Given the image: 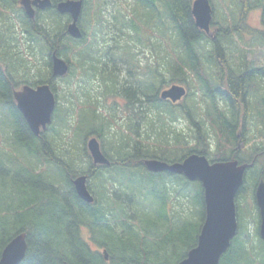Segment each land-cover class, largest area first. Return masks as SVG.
Returning a JSON list of instances; mask_svg holds the SVG:
<instances>
[{
  "label": "trees",
  "instance_id": "1",
  "mask_svg": "<svg viewBox=\"0 0 264 264\" xmlns=\"http://www.w3.org/2000/svg\"><path fill=\"white\" fill-rule=\"evenodd\" d=\"M192 1L104 0L105 5L116 2L110 16L123 37L131 43L130 47L120 46L121 53L117 56L130 63L128 69L134 75L138 73L134 76L135 82L148 84L150 117L142 119L139 115L135 95L141 97L146 93L138 89L123 92L129 95L132 107L128 106V109L131 108L133 114L125 113L127 122L124 126L114 120V115L103 117L100 106L106 95L114 98V91L100 92V95L98 91L99 100L87 99L84 106H77L79 113L89 112L90 120L85 123L91 126L81 139L82 157L71 150L69 158L61 151L65 143L60 141L69 140L72 148L77 136L78 130L71 126L73 115L77 119L75 110L69 106L63 116V125L53 120L41 132L40 138H36L14 106L12 93L19 82H15L12 88L11 81L0 70V102L13 116L10 128L5 130L7 125L0 129V254L9 241L24 233L27 248L20 264H178L197 244L205 218L203 188L198 181L189 182L182 175L149 172L143 162L154 159L173 164L197 154L204 155L209 162L236 160L248 165L244 184L235 198L238 232L219 264H264V243L258 234L254 195L251 196V208L240 204L244 190L254 194L256 185L264 181V163L259 167V159L264 157V109L261 110L259 105L264 106V67L251 63L245 64L246 67L243 64L241 71L240 67L232 68L226 63L223 46V43L229 46L234 43L230 40L232 34L264 35L247 24L248 15L261 9L264 25V0H230L233 9L238 5V10L235 9L236 17L229 27H224L223 17L217 19L212 5L211 29L220 30V33L218 39L208 40L212 48L206 54H202L201 47L208 42L207 37L194 26ZM5 2L11 3L9 8L15 9L17 0ZM108 9L106 7L107 16ZM15 14L23 33H26L24 42L28 45V58L34 56L30 38L35 36L36 63L32 61V68H29V62L27 64L19 55L15 31L8 19L1 21L5 29L0 40L5 42V49L0 51V63L5 62L8 74L12 71L21 79H30L36 70V77L25 80V84H48L56 94L48 51L51 29L54 28L56 38L61 34L57 30L61 29L59 21L54 18L53 24L47 23V11H39L32 23L27 22L21 11ZM101 20L103 18L97 16L94 25L102 26ZM84 40L70 38V54L59 51L57 55L71 62L70 76H74L72 66L80 67L79 84L85 88L91 82L96 85L99 75L104 74L102 70L99 72L101 50L97 40H85L86 48L83 49L80 45ZM246 42L245 45H253L251 41ZM149 46L155 47L154 62L150 61L144 72H138L137 57L130 53V49L142 50ZM246 52L245 49L239 54L240 60ZM68 55H76L79 59L73 63ZM173 84L185 86L188 90L186 101L180 106L160 101L157 97L162 86ZM192 86L195 91H191ZM252 94L256 99H251ZM135 105L137 111L133 109ZM251 106H259L262 111L257 122L249 120L254 109H250ZM175 107H180L179 112L193 126L191 132L195 135H190L188 140L173 128L178 120ZM151 109L158 112L154 119ZM112 126H117L114 136L107 131ZM140 129L143 141L139 140L142 136ZM245 130L254 132V135L251 147L242 156L239 151L246 144ZM209 131L216 140L213 151L209 149ZM90 137L97 138L110 166L91 164L86 151V141ZM189 140H195V144L189 146ZM53 168L62 170V179L52 172ZM116 174L122 182H115ZM78 175H86L89 179L87 188L94 198L91 204L80 200L74 191L72 180ZM245 210L253 215V235L244 232Z\"/></svg>",
  "mask_w": 264,
  "mask_h": 264
},
{
  "label": "water",
  "instance_id": "2",
  "mask_svg": "<svg viewBox=\"0 0 264 264\" xmlns=\"http://www.w3.org/2000/svg\"><path fill=\"white\" fill-rule=\"evenodd\" d=\"M20 5L27 17L34 19L35 9L43 10L51 6L50 0H21ZM82 2L65 1L57 6L60 13L70 14L72 22L67 27V33L80 39L82 34L77 27ZM191 13L195 26L208 32L212 10L209 0H194ZM51 75L62 77L68 70V65L52 56ZM185 95L182 86L173 85L160 93L161 100L173 103ZM16 109L21 113L30 131L38 136L51 123L55 110L56 99L48 84L36 88L24 87L22 91L13 94ZM87 150L94 165H108L109 161L101 153L99 143L95 138L87 142ZM145 168L152 173L169 172L183 175L189 181H198L203 188L205 218L198 235L197 244L188 251L186 257L178 264H219L221 256L230 247L236 236L238 223L236 217L235 198L244 182L246 164L239 165L237 161H220L210 163L204 155L192 154L181 162L167 164L162 161L148 159L144 161ZM73 188L80 200L92 203L93 197L87 190L86 176L72 180ZM255 203L259 212L258 234L264 242V181H260L254 192ZM26 235L20 233L3 248L0 254V264H20L26 252ZM105 259H107L106 253Z\"/></svg>",
  "mask_w": 264,
  "mask_h": 264
},
{
  "label": "rangeland",
  "instance_id": "3",
  "mask_svg": "<svg viewBox=\"0 0 264 264\" xmlns=\"http://www.w3.org/2000/svg\"><path fill=\"white\" fill-rule=\"evenodd\" d=\"M209 1L211 4V7H212V5H214L215 12L217 15V19L221 20V17H223L225 24L222 22L221 23L224 24V27H229L236 17L235 9L238 10V5H236L235 8L233 9V7H232L233 2H230V0H209ZM115 3L116 2H113V3H109L107 5L102 6L103 17H104V19L102 21V26L94 25L96 22L97 16L95 15L94 17L90 18L89 14L90 13L94 14L95 8L94 7L88 8L86 11V17H85V21L83 23V28L87 32V35H88L87 38H89V40H97L99 50L104 51V50H108L110 48V49L115 51V54H120L121 53L120 46L126 45L127 47H130L131 43H130V40H127L126 38L123 37L122 32H120V30H118L116 23L113 21L112 17L110 16V12H111V10L113 11V9H114L113 6L115 5ZM128 3L131 4V2H128ZM123 6L125 7V3ZM106 7L109 8L108 9L109 10L108 16L105 15ZM191 7H192V4H191ZM261 11H262L261 9L256 10V11L251 12L248 15L247 24L250 27H252L254 29H255V27L259 28L260 20H261V14H262ZM12 14L13 13H9V21H10L9 25L12 27V29L14 31L17 32L18 24H17V21L12 20L13 19ZM42 19H46V17H43ZM218 20H217V23L219 22ZM139 25L142 26V24H139ZM220 26L222 27L221 24H220ZM4 29L5 28L3 27V25H1L0 34L2 36L4 35ZM258 30L263 31L264 29L261 26ZM14 36L17 39V35L14 34ZM261 38H264L263 34L260 36H257L255 34L252 36L247 35V34H243L241 36H237V35L233 36V34H232L230 40L232 42L234 41V43H231L230 46L225 45L223 43L225 53H226L225 54V56H226L225 60H226L227 65L230 64V66L234 69L240 67V69H239L240 71L243 69L242 68L243 64L245 66V64L249 65L252 63L256 67L257 66L264 67V45L262 44L264 42V39H261ZM208 40H211V39L209 37H207V41ZM246 41H251V43L253 45H245V44H247ZM259 43H261L260 46H259ZM240 45H243V48L245 47V49L248 51V52H246L245 57H243V60L239 59L240 58L239 54H241V52L244 50L242 47H240ZM17 46L19 48V55L23 56V58L27 61V64L29 62V68H32V59L28 58V52H27V46L28 45H27V43L24 42L23 37H22V41ZM154 48H155L154 46H149L146 48H142V50H140L138 48L130 49V53H133V55L137 57L136 64L141 63V66H140L141 69L140 70L142 72L145 71V68H146L145 66L151 63L150 61L154 62V59H155ZM211 48H212V43L210 41H208L206 44H203L201 47V50H203L202 54H206V52L210 51ZM4 49H5V42L0 40V50H4ZM68 56L70 58H72L73 63H76V61L79 59L78 57H76V55H68ZM118 61H121V60L118 59ZM207 65L208 64H206V67H207ZM118 66H119V62H118ZM0 70L2 71L4 76L7 77L11 81L12 88H13L15 82H19L18 87H15L13 89V91L19 90V87L22 86L21 83H23L25 80L29 81V80L33 79V78L29 79L28 77L21 79V76H16L12 71L10 72L11 74H8V69H7V65L5 64V62L0 63ZM72 72L74 73V76H69V77L65 78L64 80H61L62 78H58V79L54 80L55 84H56L55 88H56V92H57V108H56L57 112H55L53 115L54 116V118H53L54 122L58 123V124H62V125L65 123V118L63 116H64V113L69 111V106L75 110V117H77V119H75L74 115H73V121H72V125H71L73 128L78 130L77 136L74 138V142L72 143L73 147L71 148V142L69 140L60 141V143H62V142L65 143V146L61 147L62 153H67V156L69 158L71 157V150L73 152L76 151L75 154L82 157V153H84V150H83V148H80V147H82L81 139L84 136V134L91 127L88 123H85L86 120L87 121L90 120V116H88L89 112L79 113L80 109H78L79 107H77V106H81V105L84 106V103L87 99H90L92 101H93V99H95V100L99 99L98 98V90H97L95 84H92V82H91V84L85 86V88H84L83 84H79V82L81 80V74H82L80 67H78V66L76 67L74 65ZM19 73L21 74L22 71H20ZM33 75H36V70L33 71L31 76H33ZM37 75H38V72H37ZM50 75H51V73H50ZM162 88L164 89V88H166V86H162ZM191 91H195V86H192ZM70 93H71V97H70ZM259 94H261V92H258V95ZM110 98H111V96H110ZM190 98L191 97H188V99H190ZM251 99H253V100L256 99V98H253V94L251 95ZM13 102L15 103V101H13ZM103 103L104 104H102V106H100L102 108L100 110L102 116L107 115L108 117H111L114 115V120L118 124H120V125L122 124V126H124L125 123L127 122V120L124 117V115L120 113L119 107L115 103V100L114 99H111V100L108 99L105 102L103 101ZM187 103L189 104L188 100H187ZM259 105H260L261 110H263L264 109L263 104L259 103ZM14 106L16 109L15 104H14ZM250 109H253V110L250 112L249 120L257 122L258 116H259V114H261L262 111L259 109V106L257 108H256V106L255 107L251 106ZM59 110L61 111L60 113H59ZM151 110H152V113H151L152 119H154L155 116L158 115V112L155 109H151ZM11 114L12 113L7 109V107L0 102V129H4L5 126H7V125H8V127L5 128V130H8L10 128V121L13 119V116ZM80 116H82V117H80ZM149 117H150V114L148 116V119H149ZM53 120H52V123H53ZM77 121H78V123H77ZM168 121H169V118H167V122ZM1 124H3L4 126L3 125L1 126ZM141 124H143V122ZM173 128L176 130V132H182L184 134V138L187 140H188V137L190 135H195V133L191 132V130L193 129V126L185 118H183L180 114H178V120L174 123ZM115 130H117V126H112L111 130L110 131L107 130V131H108V134L110 136H114ZM249 130H252V129H249ZM140 132H141L143 137L141 136L139 140L143 141L144 135H143L142 129H140ZM208 133H209L208 134V136H209L208 143L210 146L209 149H210V151H213L215 149L216 140H215L214 135L211 131H209ZM253 135H254V132H251L248 130L247 131L245 130L243 132V136H244V139L246 141V144H243L242 149L239 151L242 153V156H243V154H246L249 147H251V144H252L251 137ZM131 137L133 138V140L134 139L136 140L134 135H132ZM189 141H190L189 146H192L193 144H195V140H189ZM87 156H89L88 152H87ZM259 160H261V161H259V165H260L259 167H262L263 166L262 164L264 163V157H261ZM87 161H88V159H87ZM83 165L85 166V161L83 162ZM87 167H88V164H87ZM52 172L56 173L57 177L59 179H62V176H61L62 170L61 169L53 168ZM51 178H54V175H52ZM120 179H121V177L116 174V181L115 182L118 183L119 181H121ZM88 181H89V179L87 180V182ZM94 187L96 188V186H94ZM94 191H95V189H94ZM95 194H96V192H95ZM252 195H254V194L251 193L249 190H244V194H243L244 199L242 198L240 200L241 206H243V207L246 206L248 208L250 206V208H251V196ZM236 215H237V211H236ZM240 218H241V216H240ZM257 218L259 220L258 211H257ZM251 219H253V215L250 214L247 210H245V219L244 220H245L246 225L244 228V232L245 233L248 232V233H251L253 235L254 225H253ZM237 221H239L238 217H237ZM241 225L244 226L243 221L241 222Z\"/></svg>",
  "mask_w": 264,
  "mask_h": 264
},
{
  "label": "flooded vegetation",
  "instance_id": "4",
  "mask_svg": "<svg viewBox=\"0 0 264 264\" xmlns=\"http://www.w3.org/2000/svg\"><path fill=\"white\" fill-rule=\"evenodd\" d=\"M5 1L11 2V0H0V27H1V21L6 20V19L9 20V13H13L12 14L13 15L12 20L17 21V24H18V30H17V32L15 31V35H17L16 40L18 41V44L22 41V37H23V39H24V37H26V33H23L22 25L16 18V14H15L16 11L17 12L21 11L23 16L25 17V19L29 23H32L36 20L37 13L39 11L40 12L47 11V13H49V20H47V23L53 24L54 18H56L59 21L58 25H61V29H57V30L61 31L60 36L56 38V36L53 35L54 28L51 29V31H50V33H51V45L49 46V51H48V54H50L49 55V61H50V69L49 70H51V61H52L51 59H52L53 55L59 57L57 55V53L59 51H61L62 54H70L68 42H69V39L71 37L67 33V26L71 23V16H70V14H67V13L58 12L57 6L61 2L77 1V0H50L51 6L49 8L36 11L34 21H31L25 15L23 9L20 6V3H19L20 0H17V3L14 6L15 9H11V7L9 8V5L11 3L7 4ZM80 1L82 2V12H81V16L79 19L78 26L83 32L82 38H86L85 37L86 33H85V31H83L84 30L83 23H84L85 17H86V11H85L86 7H88V8L94 7L95 8L94 14L93 13L89 14L90 18L94 17L95 15L100 17L103 15V11H101V8L103 5H105V2H104V0H100L98 3L94 2L95 0L94 1L93 0H80ZM9 22L10 21H8V23ZM193 22H194V20H193ZM261 26L264 29V25L260 21L259 28ZM218 33H220V30L217 31L213 28L211 29V26H210V33L208 35H206L205 33L204 34L206 37H209L211 40H213V39H218V37H219V36H217ZM71 39H73V38H71ZM73 40H75V39H73ZM85 40L80 45V47L83 49L86 48ZM30 43L34 48L33 49L34 52L32 51V53H31L32 55L34 53V56L31 57V59H32L33 63L35 64L36 63V55L38 54L35 36L33 38H30ZM0 51H2V50H0ZM107 53H110V54H107ZM1 55L2 54H0V56ZM98 57H99V68H100L99 72L102 70V72L104 74V76L102 74H100L99 78L95 82L97 85V89L99 91V95H100V92H107V91L113 89V91H114L113 97L114 98H112L111 95H110L111 98H110V96L106 95V97L103 100L107 101L108 99H110V100L114 99L117 106L119 108H122L120 110L121 114L125 115V113H128L131 116H133L132 112H130L131 108L128 109V106L132 107L131 104L129 103V98H128L129 95L127 93H123V92L125 90H128V89L133 90V91H136L137 89L142 90L146 94L143 93L141 95V97H139L136 94L135 98L138 99L137 105L139 107L138 108L139 109V115L142 119H145L149 113V108H148L149 107V100H148V98H149L148 97L149 96V87H148V84H145V83L139 84V83L134 81V76L138 75V73L134 75V73L128 69V67H130V63L125 61L126 59H121V61L119 62V66H118V56H117V54H115L114 50L110 49L108 51L107 50L101 51V52H99ZM60 58H62L65 62H67L63 57H60ZM67 63L69 65L71 64V62H67ZM140 66H141V63H138L137 64L138 72L141 69ZM67 76H68V74L65 76V78H67ZM112 76H114V77H112ZM35 77H36V75L31 76V78H35ZM52 78H54V77H52ZM114 78H115V80H114ZM108 81H111V82H108ZM221 85H222V83H221ZM25 86H29V87L34 88L36 85L31 86L29 84H25V82H24V84H22V86L19 87V89L21 90ZM157 97H159V92L157 94ZM133 109L135 111H137L136 105ZM242 118H243V115H242ZM35 137L40 138V136L39 137L35 136Z\"/></svg>",
  "mask_w": 264,
  "mask_h": 264
},
{
  "label": "bare ground",
  "instance_id": "5",
  "mask_svg": "<svg viewBox=\"0 0 264 264\" xmlns=\"http://www.w3.org/2000/svg\"><path fill=\"white\" fill-rule=\"evenodd\" d=\"M3 6V5H2ZM6 6V5H5ZM6 8V7H5ZM134 33V32H133Z\"/></svg>",
  "mask_w": 264,
  "mask_h": 264
}]
</instances>
